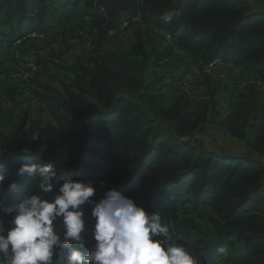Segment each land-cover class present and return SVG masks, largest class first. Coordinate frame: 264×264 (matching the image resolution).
<instances>
[{
  "label": "trees",
  "instance_id": "trees-1",
  "mask_svg": "<svg viewBox=\"0 0 264 264\" xmlns=\"http://www.w3.org/2000/svg\"><path fill=\"white\" fill-rule=\"evenodd\" d=\"M125 23L137 25L130 45L102 48ZM72 24L86 28L94 48L60 66L68 76L62 91L37 75L24 82L30 96H23L47 120L26 125L25 112L19 124L0 130L7 150L0 160L7 176L0 220L8 226L12 207L34 187L16 169L51 164L54 191L72 173L93 181V200L114 189L160 212L169 234L198 264H264V9H250L247 0H0V54L25 53L32 35L61 34ZM140 26L164 34L165 44L148 39ZM175 52L185 66L162 83L156 73ZM219 63L252 79L218 121L225 136L244 144L246 152L238 155L192 140L218 116V87L207 70ZM192 68L203 82L200 97L186 91L165 97ZM7 93L15 105L13 90ZM85 211L90 228V206ZM199 211L206 212V226ZM57 264H64L62 255Z\"/></svg>",
  "mask_w": 264,
  "mask_h": 264
},
{
  "label": "clouds",
  "instance_id": "clouds-1",
  "mask_svg": "<svg viewBox=\"0 0 264 264\" xmlns=\"http://www.w3.org/2000/svg\"><path fill=\"white\" fill-rule=\"evenodd\" d=\"M172 15L169 11L164 20ZM6 153L0 143V160ZM16 174L35 183L12 207L8 226L0 220V264H57L61 255L64 264H198L169 234L160 212L147 211L119 191L108 189L93 200V181L75 180L72 173L54 191L57 170L51 164L22 163ZM6 179L0 171V191ZM8 187L15 189V182Z\"/></svg>",
  "mask_w": 264,
  "mask_h": 264
},
{
  "label": "rangeland",
  "instance_id": "rangeland-1",
  "mask_svg": "<svg viewBox=\"0 0 264 264\" xmlns=\"http://www.w3.org/2000/svg\"><path fill=\"white\" fill-rule=\"evenodd\" d=\"M247 1L252 10L264 9V0ZM136 27L137 25L134 23L130 26L127 23L123 24L119 31L108 36V39L102 43V48L111 51L125 50L130 45ZM141 28L148 39L160 45L165 44V40H162L164 34L149 33L143 26H140ZM24 48H27V51L23 49L25 53L21 51L6 55L8 53L3 51L0 54V130L9 129L10 126L19 124L25 112L27 113L26 125L35 123L37 119H42L45 122L47 119L40 111L39 106L23 96H30L29 86L25 85V89L23 87L25 80L27 77L37 75L41 81L62 91V84L67 82L68 76L60 69V66L72 64L77 58L82 60L94 48V44L89 40L86 28L72 24L66 32L61 34L55 32L46 36L41 35V37L32 35L30 40L24 44ZM37 59L44 60L46 63L37 65ZM165 63L161 73H156L157 78L163 77L162 83H164L165 77L168 78L183 70L184 56L175 52L172 58ZM207 71L212 82L218 87L214 98L218 116L209 118L205 130L194 134L192 140H198L210 150L234 155L242 154L246 152L244 144L225 136L218 127V121L229 113L238 92L245 87L248 80L252 79L240 75L238 70L232 67H223L220 63L211 66ZM195 73L196 69L192 68L191 74L184 77L176 87L164 92V96L169 98L175 92L186 91L194 97H200L203 93V82H201L200 75ZM148 76L150 79L152 78L151 74ZM12 90L15 105L8 100L7 96V91ZM173 209L175 210V208ZM171 212L172 208L164 214L167 216ZM197 217L200 224L207 225L206 212L199 211Z\"/></svg>",
  "mask_w": 264,
  "mask_h": 264
}]
</instances>
